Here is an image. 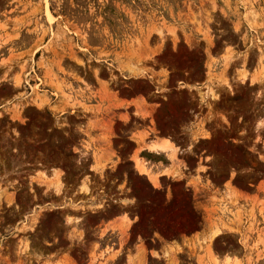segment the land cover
<instances>
[{"label": "rangeland", "instance_id": "374dc122", "mask_svg": "<svg viewBox=\"0 0 264 264\" xmlns=\"http://www.w3.org/2000/svg\"><path fill=\"white\" fill-rule=\"evenodd\" d=\"M134 135L185 177L154 186ZM174 183L199 222L163 238ZM122 210L135 264H264V0H0V264H125L94 231Z\"/></svg>", "mask_w": 264, "mask_h": 264}, {"label": "crops", "instance_id": "0c3cea01", "mask_svg": "<svg viewBox=\"0 0 264 264\" xmlns=\"http://www.w3.org/2000/svg\"><path fill=\"white\" fill-rule=\"evenodd\" d=\"M134 136L136 137L137 135ZM135 137L131 138L132 142L134 143V148L128 156L130 162L135 164L133 158H137L139 163L144 166L145 170H147L150 175L155 177L157 183H159L160 179L163 177H185L186 172L183 166V161L179 160L180 150H178L175 145L173 146V151L156 149L157 146H161V149H167V147H164L165 143H163L162 140L164 138H152L151 140L145 141L144 139L146 138V135H142L141 139L142 141L144 140V142L143 146L140 147L139 142H141V139L139 140L137 137ZM103 145L101 146L98 144L97 146L99 147V151H96V155L98 156L97 161L100 163H106V166L111 163H116L117 159L112 157V151L106 146V144ZM137 175L143 176L147 180L145 175L139 173H137ZM149 185L153 187L151 183H149ZM79 188L80 187L78 186V189ZM120 188L121 186H118V196L113 200L120 204L122 208L127 207L130 204L131 199H127L126 191L121 190ZM76 194L78 196L82 195L79 190ZM99 196L100 195L97 194L96 196L94 195V197H91L95 199V201H93L94 206H99L95 205V203L100 204V202L102 203L104 201V199L100 198ZM134 222L135 219L132 216H129L127 212L122 210L115 216L103 220L94 230L96 238H104L108 235H115L117 237V241L115 242V246L112 248V250L119 252V255L123 257L122 263L125 264L141 263L144 258L151 256L149 249L144 246L140 238L137 237L134 242L129 245L126 243L128 240L129 229ZM170 248H172V246L168 244L161 246L160 249L157 250V254L162 256L163 253H167Z\"/></svg>", "mask_w": 264, "mask_h": 264}, {"label": "trees", "instance_id": "16d2710c", "mask_svg": "<svg viewBox=\"0 0 264 264\" xmlns=\"http://www.w3.org/2000/svg\"><path fill=\"white\" fill-rule=\"evenodd\" d=\"M173 188L176 189L177 194L173 192ZM150 191L152 193L158 194L157 190L150 188ZM176 195L182 198V202L179 207L175 206L177 201ZM168 207L174 208L173 214L171 216H167L169 224H172V231L168 233L160 229L161 224L159 222V217H157L154 213H150L153 231L157 232L163 238H176L180 235H188L195 231L196 226L199 222V217L195 215V211L192 207L190 191L184 188L182 184L174 183L171 185V198L168 202ZM180 216H183V218H180ZM181 219H183L185 222L181 223ZM138 221H141L140 214H138Z\"/></svg>", "mask_w": 264, "mask_h": 264}, {"label": "bare ground", "instance_id": "6f19581e", "mask_svg": "<svg viewBox=\"0 0 264 264\" xmlns=\"http://www.w3.org/2000/svg\"><path fill=\"white\" fill-rule=\"evenodd\" d=\"M165 139V138H164ZM161 146H157L156 147V149H159ZM142 170V169H141ZM147 172V171H146ZM142 174V173H141ZM57 175V174H56ZM150 182L154 185V186H156L157 185V181L155 180V179H150ZM58 183V182H57ZM55 185L57 186L58 184H56L55 183ZM82 185H84V184H82ZM54 186V185H53ZM61 186V185H60ZM58 187V186H57ZM56 187V188H57ZM83 187V186H82ZM81 187V188H82ZM61 188H62V186H61ZM55 191V190H54ZM57 191H58V189H57ZM58 192H60V191H58ZM62 192V191H61ZM86 192V191H85ZM87 192H88V189H87ZM68 219V218H67ZM67 221V220H66ZM68 221H69V219H68ZM221 230V229H220ZM218 233H219V230L217 229V228H215V229H212V237H216L217 235H218Z\"/></svg>", "mask_w": 264, "mask_h": 264}]
</instances>
